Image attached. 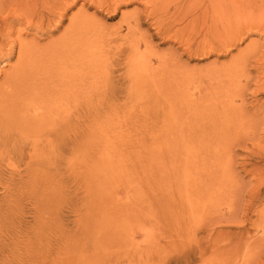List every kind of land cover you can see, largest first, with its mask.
<instances>
[{
  "label": "rangeland",
  "instance_id": "374dc122",
  "mask_svg": "<svg viewBox=\"0 0 264 264\" xmlns=\"http://www.w3.org/2000/svg\"><path fill=\"white\" fill-rule=\"evenodd\" d=\"M0 21V85L18 43L64 47L63 157L1 173L0 264H264V0H0Z\"/></svg>",
  "mask_w": 264,
  "mask_h": 264
},
{
  "label": "bare ground",
  "instance_id": "6f19581e",
  "mask_svg": "<svg viewBox=\"0 0 264 264\" xmlns=\"http://www.w3.org/2000/svg\"><path fill=\"white\" fill-rule=\"evenodd\" d=\"M0 23L3 22L0 21ZM21 43H18L16 48L18 53L16 64L5 75L4 81L0 85V178L6 168L10 171V175L15 173L20 177L32 178L29 180L30 182L46 175L47 165L63 157L64 47L62 42V44H58L59 47L53 46L40 51L35 46L32 48ZM80 43L82 42L73 43L76 48L72 47L71 50L74 52L78 49ZM256 50L255 46L249 47L240 56L241 64L244 65L253 59L252 56L255 55ZM136 55L139 56L137 67L144 68L148 64L145 62L147 60H144L143 54L136 53ZM75 57L81 59L83 64L88 67L96 65L98 62L96 55L93 56L89 52H87V56L81 54L80 58ZM37 58H41L44 64L38 63ZM149 60L152 59L148 58V62H150ZM243 65L240 68L243 69ZM80 72L77 73L80 74ZM238 74L240 73L238 72ZM235 75L238 76L237 73ZM82 76H84L83 72L80 77ZM133 86L138 87L137 83H133ZM230 90V95H227L228 99L236 94L234 100L238 102L240 94L237 91L238 88L232 87ZM231 100L233 103V99ZM240 106V104L232 106L234 115L239 113L237 109H240ZM94 110L91 108L88 114H94ZM227 117L226 114L221 116L220 118L224 119L221 122L226 123ZM219 123L216 122L215 126L217 132L221 131ZM18 166L24 168L22 175L18 172L16 174ZM221 168L226 169L224 166ZM220 173L225 174L227 171L220 170Z\"/></svg>",
  "mask_w": 264,
  "mask_h": 264
}]
</instances>
